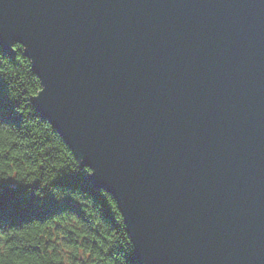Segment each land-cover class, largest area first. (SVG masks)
<instances>
[{"label":"water","instance_id":"1","mask_svg":"<svg viewBox=\"0 0 264 264\" xmlns=\"http://www.w3.org/2000/svg\"><path fill=\"white\" fill-rule=\"evenodd\" d=\"M17 41L139 264H264V0H0Z\"/></svg>","mask_w":264,"mask_h":264},{"label":"trees","instance_id":"2","mask_svg":"<svg viewBox=\"0 0 264 264\" xmlns=\"http://www.w3.org/2000/svg\"><path fill=\"white\" fill-rule=\"evenodd\" d=\"M14 48L17 55L15 53L9 57L13 60L15 58L17 65H22L23 69L12 63L0 66V117L17 124L15 127L22 131V138L28 141L27 147L33 152L31 161L38 162L42 168L51 166L54 161L67 164L72 169L78 167L79 170L64 172L54 183L84 194L74 193L62 200H56L52 193L45 189V195L41 198L33 194L32 187L35 186L18 184L12 179L0 180V216L16 228L44 230L50 235L59 234L57 240L90 249L87 252L90 258H96L97 264H106L112 256L118 238L127 235L123 217L114 198L88 181L89 174L86 171H90L89 167L83 166L66 142L52 131L50 122L42 119L44 117L40 115L32 100L31 105L35 112L32 119L27 121V116L34 111L27 102L37 94L41 85L37 83L39 79L33 73L29 59L23 56L21 45L14 44ZM9 80L25 101L26 122L23 126L19 125L21 116L14 111L16 101L8 97L6 81ZM93 253H96L98 258L94 257ZM128 262L139 264L133 247L128 253Z\"/></svg>","mask_w":264,"mask_h":264},{"label":"clouds","instance_id":"3","mask_svg":"<svg viewBox=\"0 0 264 264\" xmlns=\"http://www.w3.org/2000/svg\"><path fill=\"white\" fill-rule=\"evenodd\" d=\"M14 44H22L24 53L26 46L22 42L17 41ZM14 44H12V49ZM23 56L25 55L23 54ZM7 63H12L23 69L22 65H17L15 58L13 60L0 50V66ZM38 77L37 83L42 86V90L38 92L35 98H38L40 93L44 91L43 81L40 76ZM6 82L8 97L16 101L14 111L21 116L19 125L23 126L26 122L25 101L12 82L10 80ZM32 99L29 98L27 103L34 111L27 116V121L32 119L35 112L31 105ZM42 119L50 122L48 119ZM50 124L52 131L65 142L62 135L53 128L51 122ZM16 125L0 117V180L12 179L18 184L29 187L35 186L32 187L33 194L41 198L45 195V189L50 191L56 200H62L65 196H72L74 193L84 194L79 190L74 191L54 183L64 172L79 170V168L72 169L69 165L56 161L51 166L46 165L42 168L38 162L31 161L30 157L33 152L27 147L28 141L22 138L23 133L15 127ZM67 146L70 148L68 144ZM88 167L90 171H86L85 168L84 170L88 174H92L94 169L91 166ZM57 235L59 234L50 235L44 230L30 231L16 228L0 216V264H85V262L97 264L96 258H90L87 255L90 249L86 250L78 245L66 244L62 240H57ZM47 241H55V243H48ZM132 247L133 242L128 233L126 236H120L113 248L112 256L106 261V264H129L128 253ZM35 248L39 250L37 251ZM93 256L97 257V254L93 253ZM77 257L82 259H77Z\"/></svg>","mask_w":264,"mask_h":264}]
</instances>
